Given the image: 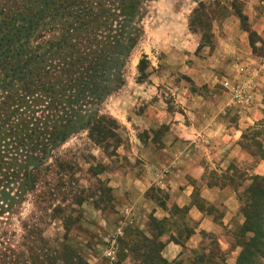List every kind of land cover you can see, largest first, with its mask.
I'll return each instance as SVG.
<instances>
[{"label": "rangeland", "instance_id": "374dc122", "mask_svg": "<svg viewBox=\"0 0 264 264\" xmlns=\"http://www.w3.org/2000/svg\"><path fill=\"white\" fill-rule=\"evenodd\" d=\"M202 1H216L217 7L226 8L228 14L217 16L205 38L199 29L189 27L192 11L197 7L194 0H149L142 6L137 19L142 35L122 70V85L98 108L99 115L116 122L118 144L111 141L108 149L96 146L89 140L87 131L68 139L37 173L35 189L25 196L12 218L15 231L19 232L21 225L32 226V231L42 232L50 244L64 243L87 264H116L122 252L127 257L121 264H142L138 255L129 250L142 243L141 235L152 242H165L169 235L177 236L181 231L184 242L183 229H189L192 221L184 211L173 208L175 205L166 190L150 191L159 189L152 185L141 193L136 179L147 169L148 147L157 148L151 152L160 159V136L168 129L166 125L160 126V105L170 114L184 115L176 103L174 87L184 84L201 95L208 88H193L191 78L180 72L170 77L163 73L162 63L167 54L173 59L184 54V66L195 68L198 64L207 70L202 81L216 77L221 80L223 75L213 68L210 60L218 43L214 36L217 31L243 33L249 43L254 42L255 48L250 47L252 57L264 61V0ZM237 11L244 18H238ZM46 31L47 28L40 34L48 38L51 32ZM240 43L238 40L232 45L243 51ZM140 61L144 67L141 72ZM161 74L164 75L160 78ZM214 89L223 88L216 84ZM152 116L154 121H150ZM143 117L146 122H137L138 118L144 120ZM256 125L248 135L256 132L258 138L245 143L249 161L224 169L214 167L210 160L204 161V183L225 188L234 196L231 207L237 205V209L230 210L219 202L214 206L202 205L204 213L214 219L217 230L199 231L193 248L176 245L167 249L169 244L174 245L169 243L161 254L168 264H235L243 240L240 230L244 220L240 212L244 205L243 192L249 184L242 179L252 175L259 149L264 146V116ZM192 203L201 205L196 195ZM156 208L164 211L167 218L158 227L150 222ZM160 227L165 234L159 238L156 236Z\"/></svg>", "mask_w": 264, "mask_h": 264}, {"label": "trees", "instance_id": "16d2710c", "mask_svg": "<svg viewBox=\"0 0 264 264\" xmlns=\"http://www.w3.org/2000/svg\"><path fill=\"white\" fill-rule=\"evenodd\" d=\"M148 1L0 0V264H87L64 243L50 244L27 224L17 232L11 221L35 189L37 173L72 136L87 131L96 146L118 144L116 122L99 115L98 108L122 85V70L142 35L138 15ZM194 2L189 27L205 38L217 16L228 14L216 1ZM236 15L244 18L238 11ZM45 28L51 32L48 38L40 34ZM249 44L255 48L253 41ZM257 126L242 135L243 149L258 138L256 132L248 135ZM259 150L264 160V150ZM242 180L249 184L243 192V240L235 264H264V176ZM199 201L201 205L192 204L204 212L202 205H210ZM173 208L187 215V208ZM166 221L150 217L155 227ZM161 228L156 237L165 234ZM195 229V223L183 229L184 242L181 231L165 242L141 235L142 243L129 250L142 264H168L161 255L165 246L185 249ZM119 256L116 264L127 257L123 252Z\"/></svg>", "mask_w": 264, "mask_h": 264}, {"label": "crops", "instance_id": "0c3cea01", "mask_svg": "<svg viewBox=\"0 0 264 264\" xmlns=\"http://www.w3.org/2000/svg\"><path fill=\"white\" fill-rule=\"evenodd\" d=\"M217 32L214 36L218 43L210 60L213 68H218L223 75L221 80L216 77L202 81L201 78L207 76V70L201 65L189 68L183 64L184 54L182 58L179 56L176 59L166 55L162 63L163 73L171 77L180 72L191 78L193 88L206 86L208 90L201 95L198 90L194 92L184 84L174 87L176 103L181 106L184 115L170 114L160 105V126H168L160 136V159L155 158L151 152L157 151V148L148 147L145 155L150 161L146 164L147 169L136 179L142 188L139 189L141 193L154 185L168 192L172 205L187 208V217L196 224L194 234L185 241L184 245L188 248L197 244L199 231L217 230L214 219L192 204L194 193L207 205L214 206L219 202L230 210L237 209V205L231 207L234 196L225 188L204 183V161L210 160V164L222 169L249 161L250 156L241 147V137L264 116V61L252 57L250 44L243 33ZM237 38L242 42L240 46L243 51L232 45L234 41L238 43ZM224 81L241 84L251 82L247 90L248 100L238 104L227 90L216 91V84L221 86ZM143 118H138L137 122H146ZM150 121H154L153 116ZM251 172L252 175L264 176V160L259 159L252 166ZM152 215L155 218L166 217L160 208H156ZM173 247L177 246L169 244L167 249Z\"/></svg>", "mask_w": 264, "mask_h": 264}, {"label": "built area", "instance_id": "2783aa9c", "mask_svg": "<svg viewBox=\"0 0 264 264\" xmlns=\"http://www.w3.org/2000/svg\"><path fill=\"white\" fill-rule=\"evenodd\" d=\"M251 82L246 81L244 84L240 82L224 81L222 83L223 89L227 90L233 95L236 103H244L248 100L247 90L250 88Z\"/></svg>", "mask_w": 264, "mask_h": 264}]
</instances>
